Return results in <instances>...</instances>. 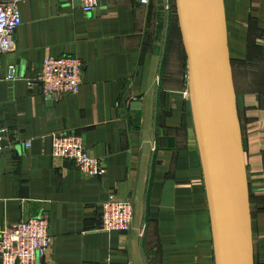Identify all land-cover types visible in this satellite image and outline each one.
<instances>
[{"label":"crops","instance_id":"0c3cea01","mask_svg":"<svg viewBox=\"0 0 264 264\" xmlns=\"http://www.w3.org/2000/svg\"><path fill=\"white\" fill-rule=\"evenodd\" d=\"M77 2L23 0L14 48L2 56V77L13 66L19 78L0 82V227L47 215L52 244L37 264H216L188 72L178 59L171 89L164 61L175 1L102 0L89 14ZM224 4L254 264H264V0ZM49 57L82 60L77 95L49 102L32 84ZM63 132L104 162L102 177L53 158L52 135ZM113 196L134 205L128 233L102 230Z\"/></svg>","mask_w":264,"mask_h":264},{"label":"water","instance_id":"95a60500","mask_svg":"<svg viewBox=\"0 0 264 264\" xmlns=\"http://www.w3.org/2000/svg\"><path fill=\"white\" fill-rule=\"evenodd\" d=\"M174 1L216 264H254L250 187L224 0Z\"/></svg>","mask_w":264,"mask_h":264},{"label":"built area","instance_id":"2783aa9c","mask_svg":"<svg viewBox=\"0 0 264 264\" xmlns=\"http://www.w3.org/2000/svg\"><path fill=\"white\" fill-rule=\"evenodd\" d=\"M79 1L85 13L95 12L102 0ZM23 0H0V82L15 81L16 67H10L6 77H2V56L14 48L16 31L22 25L20 5ZM141 5H149L150 0H138ZM84 64L77 57H49L42 64L41 71L33 83L41 84V94L46 100L59 102L70 95H77L82 86ZM188 94V93H186ZM7 131L0 128V158L5 147ZM52 156L61 163L72 162L83 175L102 177L106 173L104 162L93 157L86 148L83 138L75 132L52 135ZM30 145L28 142L27 146ZM135 209L130 200L111 197L103 205L102 230L107 233H128L134 224ZM52 244L49 233V217L42 215L16 226L0 227V262L2 264H37L46 257ZM108 264H118L109 261Z\"/></svg>","mask_w":264,"mask_h":264},{"label":"rangeland","instance_id":"374dc122","mask_svg":"<svg viewBox=\"0 0 264 264\" xmlns=\"http://www.w3.org/2000/svg\"><path fill=\"white\" fill-rule=\"evenodd\" d=\"M164 61L166 63V69L168 70L169 74V88H174V82L172 80L176 79L177 68H178V59L183 62V70L186 72V64L183 56V53L180 48V38H178V34L174 28L168 34V39L166 41V50H165ZM164 122V119H162Z\"/></svg>","mask_w":264,"mask_h":264},{"label":"trees","instance_id":"16d2710c","mask_svg":"<svg viewBox=\"0 0 264 264\" xmlns=\"http://www.w3.org/2000/svg\"><path fill=\"white\" fill-rule=\"evenodd\" d=\"M174 26L176 28V32L178 34V38H180V48H181V51L183 53V56H184V61H185V64H186V68H187V57H186V54H185V51H184V48H183V44H182V38H181V34H180V29H179V24H178V19H177V15H176V7L174 6ZM187 71H188V68H187Z\"/></svg>","mask_w":264,"mask_h":264}]
</instances>
